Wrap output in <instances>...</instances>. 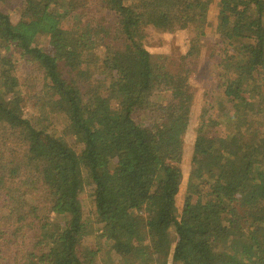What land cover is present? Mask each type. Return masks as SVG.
<instances>
[{
    "label": "trees",
    "instance_id": "obj_1",
    "mask_svg": "<svg viewBox=\"0 0 264 264\" xmlns=\"http://www.w3.org/2000/svg\"><path fill=\"white\" fill-rule=\"evenodd\" d=\"M77 1L0 0V264H264V0Z\"/></svg>",
    "mask_w": 264,
    "mask_h": 264
},
{
    "label": "rangeland",
    "instance_id": "obj_2",
    "mask_svg": "<svg viewBox=\"0 0 264 264\" xmlns=\"http://www.w3.org/2000/svg\"><path fill=\"white\" fill-rule=\"evenodd\" d=\"M78 0L77 2H79ZM90 3L91 0H88ZM4 11L6 12H13V16H15V12L17 10V6L15 4H10L8 6L3 7ZM10 12V13H11ZM214 26L216 27V24L214 23ZM214 27H211V30H209L208 35L204 36L203 39H199L201 44L193 43V40L196 38L193 33H178L177 35L170 36V35H163V34H158L157 31L153 28L147 29L146 35H148V42H146V47L149 51H151L154 54L161 53V54H166L168 52L173 53V54H178L181 52L182 48L188 49L191 52L194 51L196 54H199L200 58L202 61L200 62V67L203 69V65L205 64L206 59H209L211 61H214L213 54H216L218 48L217 46L219 45L217 43V33L214 32ZM47 40H44V42L41 43V48L42 49H51L49 47L50 43V38L45 37ZM198 39V38H197ZM217 39V40H216ZM193 43V44H192ZM17 60L20 61V66L24 69V71H28L29 69H32L33 66H31L29 63L26 62V59L21 58L20 56L17 58ZM204 82V85L200 92H198L197 88L200 83ZM67 83L70 86H74L77 88V90L83 92L84 94V82L83 81H78L76 79H67ZM188 91L193 94L200 97V102L208 100L207 98H204L205 91H212L216 93V89L214 88L213 81H212V76L211 77H206V74H202L200 78H197L194 83L188 87ZM223 101V99H222ZM222 105H219L217 108V112H220L221 116V111L223 108H221ZM31 114L27 113L28 118L32 119L33 125L37 127L39 130L45 129L50 123L46 122L43 118L40 117L38 114V111H36L35 107H31ZM52 126L51 124L49 127ZM63 126V124H62ZM62 126L60 127L59 132L62 130ZM53 127V126H52ZM198 135H192L193 140L196 139ZM90 203L92 204V198H90ZM0 218H2V214L0 213ZM94 238V235H92ZM89 238L85 240V246L89 245Z\"/></svg>",
    "mask_w": 264,
    "mask_h": 264
}]
</instances>
